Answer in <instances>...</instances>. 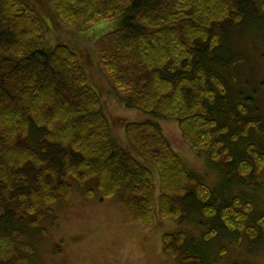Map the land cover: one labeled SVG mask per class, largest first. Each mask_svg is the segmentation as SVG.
I'll return each instance as SVG.
<instances>
[{"label": "trees", "instance_id": "16d2710c", "mask_svg": "<svg viewBox=\"0 0 264 264\" xmlns=\"http://www.w3.org/2000/svg\"><path fill=\"white\" fill-rule=\"evenodd\" d=\"M247 3L0 0V264H29L24 228L39 229L46 215L57 227L50 206L70 198V179L87 186V199L120 195L133 220L145 226L156 218L180 223L198 215L207 239H264V214L250 225L252 202L230 195L264 169V144L253 141L263 136L262 122L247 119L244 107L252 104L243 78L246 50L234 39L239 49L232 51L226 39L232 28L256 23L247 19ZM40 8L74 33L119 20L97 40L114 39L111 48L98 47L101 66L116 87L130 90L127 108L174 121L187 147L210 170L218 167L215 186L184 167L151 121L122 124L136 157L118 143L80 60L93 55L62 43L47 50ZM183 240L182 233L164 235L169 257L180 256Z\"/></svg>", "mask_w": 264, "mask_h": 264}, {"label": "rangeland", "instance_id": "374dc122", "mask_svg": "<svg viewBox=\"0 0 264 264\" xmlns=\"http://www.w3.org/2000/svg\"><path fill=\"white\" fill-rule=\"evenodd\" d=\"M247 1V19L253 18L256 23L251 21L246 23V27L232 28L226 39L232 51L239 49L238 45L246 50L244 64L247 67L243 78L248 82L246 96H251L252 104L244 107L247 119H261L263 136L253 138L256 144L261 145L264 144V88L261 87L264 82V0ZM38 14L45 20L42 37L47 50L62 43L82 51L85 57L93 55L90 61L84 56L80 59L87 83L102 100L104 113L112 124V135L124 149L137 156L125 143L122 124L151 121L159 126L184 167L198 176L205 186H215L219 181L218 167L213 165V171L210 170L206 159L196 156L187 147L174 121L157 119L140 110L127 108L123 99L130 90L116 87L111 74L101 66L104 51L98 47L100 43H106L111 48L114 39L108 36L103 41L97 40L118 28V19L93 24L84 33H74L57 19L48 18L42 8ZM240 148L238 145L235 149ZM70 182L73 187L70 198L50 206L57 217V227L53 225V217L46 215L40 222L41 228H24L31 249L29 264H264V239L260 237L250 240L244 235L227 234L223 237L210 235L207 239L205 235L208 232L198 225L201 221L198 215L186 216L180 223L156 218L152 226H145L133 220L120 195L103 202L97 198L87 199V186L82 189L73 179ZM240 187L230 189V195H241L252 202L253 213L249 220L252 225L264 214V169L245 177ZM175 233L184 234L183 243L186 245L182 246L180 256L169 257L163 237Z\"/></svg>", "mask_w": 264, "mask_h": 264}]
</instances>
